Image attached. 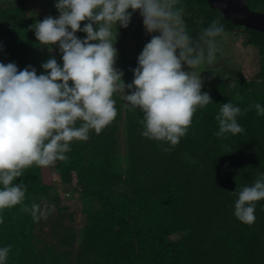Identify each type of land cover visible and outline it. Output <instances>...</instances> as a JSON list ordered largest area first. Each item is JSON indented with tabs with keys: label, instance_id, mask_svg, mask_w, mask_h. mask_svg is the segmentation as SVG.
Listing matches in <instances>:
<instances>
[{
	"label": "trees",
	"instance_id": "trees-1",
	"mask_svg": "<svg viewBox=\"0 0 264 264\" xmlns=\"http://www.w3.org/2000/svg\"><path fill=\"white\" fill-rule=\"evenodd\" d=\"M25 3L0 6V63H15L19 70L31 65L38 75L46 74L41 65L55 58L62 66V53L56 45L52 56L39 44L31 26L49 15L28 14ZM246 4L264 10V0ZM177 6L193 37L217 17L225 30L241 31L257 54L256 70L235 81L237 91L226 77L203 80L202 92L213 102L197 108L187 134L170 152L160 146L169 144L142 136L139 109L130 111L114 97L115 120L100 134L91 130L87 141L74 140L68 159L52 164L61 183L86 199L85 223L76 230L65 221L66 212L72 216L49 181L51 165L33 164L14 181L27 186L23 204L0 210V248L11 246L6 264H264V200L256 202L255 222L246 224L234 215L238 195L233 194L264 174V116L251 107L264 106V32L228 23L205 0H179ZM76 35L86 38L84 32ZM119 54L116 67L131 83L138 56ZM227 102L241 108L237 122L244 132L225 139L214 133L215 117ZM32 203L51 209L47 219L34 221L22 210Z\"/></svg>",
	"mask_w": 264,
	"mask_h": 264
},
{
	"label": "clouds",
	"instance_id": "clouds-1",
	"mask_svg": "<svg viewBox=\"0 0 264 264\" xmlns=\"http://www.w3.org/2000/svg\"><path fill=\"white\" fill-rule=\"evenodd\" d=\"M178 3L57 0L59 16L45 17L31 26L40 45L48 46L49 51L58 45L63 65L49 58L41 65L46 74L38 75L31 65L19 70L15 63H0V210L23 204L27 186L14 181L25 169L67 160L74 140L87 141L91 130L100 134L111 124L117 117L114 97L123 100L128 110L143 113L139 121L143 137L169 144L166 148L160 145L165 152L179 144L197 108L213 102L208 92H202L204 81L197 69L216 61L220 51L217 38L225 34V27L217 17L193 37ZM136 11L143 17L146 31L158 35H152L144 46L138 66L132 70L134 79L126 83L124 72L115 66L117 26L127 28ZM77 32L86 33V38H79ZM185 65L190 71L184 70ZM251 107L264 116V106ZM241 114L240 107L223 103L215 117L219 130L214 135L227 139L228 133L244 132L237 122ZM233 194L238 195L234 215L241 222L254 223L256 202L264 200V174ZM22 210L34 221L47 219L51 211L38 203ZM10 250V245L0 248V264H6Z\"/></svg>",
	"mask_w": 264,
	"mask_h": 264
},
{
	"label": "rangeland",
	"instance_id": "rangeland-1",
	"mask_svg": "<svg viewBox=\"0 0 264 264\" xmlns=\"http://www.w3.org/2000/svg\"><path fill=\"white\" fill-rule=\"evenodd\" d=\"M17 0H0V6L12 7L16 4ZM26 1V13H45L49 16H59V12L55 7L57 0H25ZM264 13V10L257 9ZM131 12V11H130ZM131 26V28L129 27ZM129 30L124 31L123 27H118L119 35L115 47L119 53H127L129 56H139L144 46L150 42L152 35H158V33L150 34L146 31L143 23V17L139 11L133 12L132 20L129 24ZM241 31H228L225 30V34L222 37H218V47L220 51L216 54V61L209 65L207 63L202 64L197 71L202 72L201 76L203 80L226 77L229 80L230 88L237 91V84L235 81L240 80L243 76L248 78L256 70L257 54L253 46L244 41ZM47 53L54 56L56 55V46H53V50L49 51L46 48ZM116 66V65H115ZM185 71H190L188 67L184 66ZM238 94V92H236ZM118 136L120 139V149L122 153L124 151L125 134L123 127H118ZM50 183L54 186V191L60 198V203L68 208V213L72 216V219L68 218L67 212L65 221L68 224H72L76 230L80 228L86 221V215L83 213L84 208H88L86 199L83 198L79 192L74 190L69 185L62 184L60 175L50 166ZM92 208L95 209L97 204H92Z\"/></svg>",
	"mask_w": 264,
	"mask_h": 264
},
{
	"label": "water",
	"instance_id": "water-1",
	"mask_svg": "<svg viewBox=\"0 0 264 264\" xmlns=\"http://www.w3.org/2000/svg\"><path fill=\"white\" fill-rule=\"evenodd\" d=\"M213 9L219 10L228 23L264 32V13L249 8L247 0H205Z\"/></svg>",
	"mask_w": 264,
	"mask_h": 264
}]
</instances>
